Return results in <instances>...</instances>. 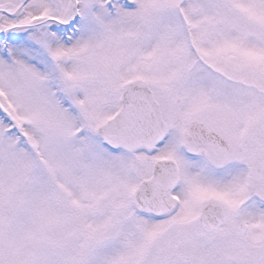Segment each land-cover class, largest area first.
Listing matches in <instances>:
<instances>
[{"label":"snow or ice","instance_id":"1","mask_svg":"<svg viewBox=\"0 0 264 264\" xmlns=\"http://www.w3.org/2000/svg\"><path fill=\"white\" fill-rule=\"evenodd\" d=\"M0 264H264V0H0Z\"/></svg>","mask_w":264,"mask_h":264}]
</instances>
